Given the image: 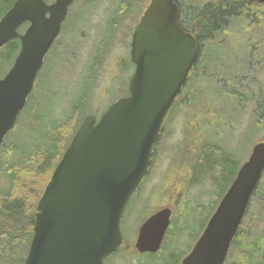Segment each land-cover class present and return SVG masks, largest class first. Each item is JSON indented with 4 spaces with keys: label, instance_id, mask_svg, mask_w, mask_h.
<instances>
[{
    "label": "water",
    "instance_id": "1",
    "mask_svg": "<svg viewBox=\"0 0 264 264\" xmlns=\"http://www.w3.org/2000/svg\"><path fill=\"white\" fill-rule=\"evenodd\" d=\"M73 1L17 0L0 19V49L16 37L22 42L13 66L0 77V148L27 105ZM178 16L174 0H151L133 34L136 69L129 94L100 117L87 114L78 127L37 204L24 264H105L121 248L124 212L148 174L166 116L199 52ZM25 21L31 25L19 34ZM263 172L260 142L181 264H225ZM171 217L167 206L141 225L139 253L160 250Z\"/></svg>",
    "mask_w": 264,
    "mask_h": 264
},
{
    "label": "rangeland",
    "instance_id": "2",
    "mask_svg": "<svg viewBox=\"0 0 264 264\" xmlns=\"http://www.w3.org/2000/svg\"><path fill=\"white\" fill-rule=\"evenodd\" d=\"M86 1L89 3V12L85 17L86 19L80 23L79 40L77 39L72 42L73 46L77 48V55H79L78 62L74 65L75 70L72 67L66 68L64 65L65 62L59 59L63 53V49L57 44L54 56H49L46 62L48 72L47 82L42 80L39 83L41 88L43 87L41 89L43 93L39 94L40 104L37 108L38 111L30 115L24 114L18 126L7 135L9 140L19 141L21 149L32 147L33 141L38 139L41 132L51 129L54 123L65 119L76 106L77 102L83 100L84 93L90 95L89 102L84 105V112L88 114L93 113L96 117H100L112 102L127 93L126 88H123V86L125 80H128L132 69L124 73L122 71L120 72L118 68L126 62V57L129 58V43L132 33L130 30L136 25L143 10L141 5H143L145 0H135V8L131 11L124 9L121 0ZM210 1L191 0V3L204 5ZM80 3L82 4V2ZM263 13L262 11H250L248 12L250 14L248 15V19L244 18L245 14H243L242 19L239 21H235V19L233 22H230V24L232 23L230 34H227V37H225L226 40L230 41L223 44L216 53L217 56L211 59L212 66L215 67L214 75L207 76L203 79L201 91L193 100L195 103L192 107L196 110L192 109L191 112L188 109L186 110L187 115L190 117L191 113H195L197 116L196 120L199 123L203 118L201 115L202 107L207 104L212 109L211 114L205 116L209 123V136L212 139H220L222 137L223 134L220 128L225 130V125L229 122V118L236 119L240 116L234 99L235 97L233 96V98L226 92L229 90V86L231 87L233 85V81H228V86L220 72L222 70L225 74L229 72L233 75L240 74L242 69L246 70V62L244 60L249 51L248 40L250 38L264 37ZM110 15H115L117 25L112 32V37L106 34ZM66 29L67 31H63V36L67 40L71 35L68 31L74 29L71 21L66 24ZM235 36L239 37L234 40ZM103 43L108 45L106 55L104 54L100 62H94L99 46H102ZM126 43H128L127 51L124 50ZM217 43L220 44L219 42ZM2 53L4 54L5 60L0 58V74L11 68L15 55L9 53L8 48H5ZM89 63L92 64L93 68H96V78L91 87L92 91L86 90L83 85V74L87 73L86 66ZM208 72L211 71L208 69ZM215 76L219 78L216 80ZM216 109L220 111L219 114L215 113ZM183 117L186 119L183 110H181L175 116L174 121L166 125V131L162 138V143L166 145L164 148H160L157 154V164L152 168L150 176H147L143 180V183H141L140 190L135 192L131 197L124 212L122 219L123 247L121 246L122 248L118 252H114L107 257L105 264H151L153 260L151 255L147 253L141 254L137 251L136 254L132 252L135 247L139 227L146 217L153 214L160 206H169V204H174L178 210L176 216L178 221L177 227L182 228L186 226L185 231L180 232L172 239V247L190 251L198 239H194L195 236L192 237V234L196 233L194 223L198 221L199 214L201 213L202 219L204 217L207 219L217 206L222 196L220 195V189L226 185L224 184L225 182L222 176H216L220 181L216 187L213 180L206 179L205 173H202L198 147L191 146L194 149L187 154L184 148L178 149L180 145L177 141L169 143L172 140L179 139V134L185 127ZM243 118L244 120L241 122L238 135H235L227 144L228 149L238 150L241 161L246 160L252 145L256 141V137H259L256 136L254 137L255 139L253 138L254 140L247 141L248 138L245 133L246 115ZM242 134L244 135L242 136ZM198 141L199 139H195L194 143ZM175 158L178 161L172 164V161L176 160ZM187 160L191 161L190 164L195 169L191 171V167L184 169L187 166ZM169 165H171L170 168H167ZM164 170L165 172L162 173ZM177 174L182 175L183 182L176 190V185H174L176 182L173 183V180H175V175ZM262 181L264 182V175ZM2 183L0 181V184ZM172 184V192H167V189ZM164 188L166 192H163ZM182 207L183 211H181ZM261 208L262 204L260 200L255 197L253 201V212L254 219H256L259 227L264 221V212ZM185 209L187 210L188 217H185L183 214ZM188 220L193 221V223ZM188 222L189 228L187 231ZM23 224L25 225L26 221ZM0 236L3 238L0 244L2 246L6 242L4 241L5 237H7L5 220L0 222ZM155 264H161V261L158 260Z\"/></svg>",
    "mask_w": 264,
    "mask_h": 264
},
{
    "label": "trees",
    "instance_id": "3",
    "mask_svg": "<svg viewBox=\"0 0 264 264\" xmlns=\"http://www.w3.org/2000/svg\"><path fill=\"white\" fill-rule=\"evenodd\" d=\"M250 3H252L250 0H220V2L211 0L209 3L196 6L197 9L191 14L189 21L190 24H193L190 31L197 34L200 43L207 44L209 56L204 59L211 60L216 56L222 46L216 40L230 34L228 22L231 18H228L237 8L238 14L234 16L235 21L242 19L243 14H245L244 18L248 19L250 10L248 6H243ZM254 3V11L263 8L257 0H254ZM8 5V0H0V16L8 9ZM124 9H126L125 6ZM238 37L235 36L234 40ZM0 56H2V60H5L2 51ZM41 75V73L38 75L27 105L10 133L18 126L24 114L30 115L38 111L39 94L43 93L39 84ZM78 102L65 119L54 123L51 129L41 132L38 139L33 141L32 147L21 149L19 141L9 140L6 136L0 148V176L5 175L9 178L8 186L0 188V222L5 220L7 228V237L4 239L6 242L2 246L0 245V264H24L33 236L37 203L78 127L88 114L84 112V105L88 101L83 98ZM168 118L169 116H167ZM207 152L212 153L210 150ZM202 159L200 167L202 173H205L206 179H212L216 187L220 183L216 176H222L223 179L231 176L230 181L234 178L235 173L232 174V167L223 161L225 158L210 156L204 160V153H202ZM218 165L223 167L222 171L219 170ZM226 190V186L220 189V195H223ZM255 197L260 200L261 210L264 212V182H261L253 193L225 264H264V221L259 227L254 219L253 201ZM183 214L188 217L186 209ZM185 230V227L178 228L177 220H175L168 229L160 250L157 253H147L153 259L151 264H155L158 260L161 261V264H180L189 250L172 247V239ZM2 241L3 238L0 236V244ZM136 251L134 247L132 252L136 254Z\"/></svg>",
    "mask_w": 264,
    "mask_h": 264
},
{
    "label": "flooded vegetation",
    "instance_id": "4",
    "mask_svg": "<svg viewBox=\"0 0 264 264\" xmlns=\"http://www.w3.org/2000/svg\"><path fill=\"white\" fill-rule=\"evenodd\" d=\"M16 1L17 0H8V4H9L8 6L9 7L5 11V13L0 16V19L6 14V12L8 10L13 8ZM46 1L48 3H52L54 0H46ZM90 1H94V0H90ZM250 1L252 3L244 5L243 7L248 6L250 11H254L253 10V8H254L253 4H255L254 0H250ZM80 2H82V4ZM121 2H123L122 5H124L126 7V9H129L130 11L135 8V5H134L135 0H121ZM150 2H151V0H145L143 2V5H141L143 7V10H142V12L138 18L136 25L134 26L133 29L130 30L132 33H131V40L129 43V58L126 57V62L123 64V66L120 65L118 68L120 72L122 71L124 73H126V71H129L130 69H132V72H131L130 76L128 77V80L127 81L125 80L124 86H123V88L124 87L126 88L127 93L121 97H124V96L129 94L130 78L136 69V64L133 63L131 60V50H132L131 44H132L133 34H134V31H135L137 25L140 22L145 10L147 9L148 5L150 4ZM217 2H220V0H217ZM174 3L177 5L178 10H179V16H178L179 24L182 26V28L185 31L190 32L196 38L197 45L199 47V52L197 54V58L193 64V66H192V68L188 74L186 81L184 82L178 96L176 97L174 104L172 105L171 109L169 110V112L167 114V116H169V118L167 119V116H166L165 123L162 126L161 133H160L159 138H158V140L154 146L151 167L153 168L154 166H156L157 154L160 151V148H164V146L166 145L165 143H162V138H163V135L165 134V131H166V125H168L169 122H170L169 124H171L174 121L177 113L180 112L181 110H183V114L186 116V119H185V117H183L185 127L183 130H181V133L179 134V139L172 140L170 142L168 141V142L173 143L174 141H177L178 144L180 145V147H178V149L184 148L187 151L186 152L187 154H189V152L194 149L192 147H198V155L200 158V160H199L200 163H202V160H203L202 159V153H204V160L208 159L207 158L208 156H218V157L225 158L223 161H225V163H227L228 166L232 167V174L235 173V176L231 181H230L231 176L230 177L227 176V178L224 179V182H225L224 184H226L225 186L227 187V190H228V188L231 186L232 182L236 178L237 173L239 172V170L241 169L243 164L248 160V158H249L250 154L252 153L255 145L260 143V142H264V37L263 38H250L248 40V50L249 51L247 53V56L245 57L246 60H244V62H246V70L242 69V72L240 74H233V75L229 72H228V74H225L221 70V72H220V73H222L221 76H223V78L226 80L227 84H228V81H231V82L233 81V85L231 87L228 84L229 90H227L226 92H227V94L231 95L232 97L233 96L235 97V98L234 97L233 98L236 101V106H237V109L240 113V116L236 119L229 118V122L225 125L226 131L222 130L220 128L221 133L223 134L222 137H220V139H212L209 136V123H208V120L205 118L206 115L211 114L210 112L212 109L207 104H205L202 107V109H201L202 114L201 115L203 116V118H202V120L199 121V123H198V120H196L197 116L195 115V113L194 114L191 113V117H190L187 115V112H186L187 109L190 112L192 111V109L196 110L195 108L192 107L195 103V102H193V100L197 97V95L201 91L203 79L206 78L207 76L214 75L213 72L215 70V67L212 66V60H208V59L205 60L204 59V57L209 56V54L206 53L207 44L203 43V42L200 43L199 39L197 37V34H195V33L193 34L190 31V28L193 25V24L189 23V21L191 19V14L194 13L195 9H197L196 6H200V5L193 3V2H192L193 3V5H192L191 0H174ZM75 4H76V6H74ZM260 4H262L263 8H259V10H256V11L264 12V5H263L264 3H260ZM88 6H89V3L86 0H74L70 4L69 9H68V14H67L66 19L64 20V22L62 24V28H61L58 36L54 40L53 44L51 45V47H50V49H49V51L45 57L43 66L39 72V74L40 73L42 74L40 81L43 80V81L47 82L48 72H47V63L46 62H47V59L49 56H54L57 44L60 45V47H62V49H63V53L59 57V59H62V61L65 62L64 65L66 68L72 67L75 70L74 65L77 64L79 55H77V48L75 46H73L72 42L77 40V39L79 40L80 23L86 19L85 17L87 16V13L89 12ZM237 14H238V8L228 18V19L231 18L230 21L228 22L229 28L232 25V23L230 24V22L231 21L233 22L235 20L234 16H236ZM110 16L108 18V20L110 19V21L108 22L106 34H108V36L112 37V32L116 28L117 25L115 22V15H112L111 18H110ZM69 21H71L73 23L74 29L72 31H68V33H71V35L66 40V39H64L65 36H63V31L64 30L67 31L66 24ZM30 25H31L30 21H25L24 23H22L21 25L18 26L17 32L19 34L26 33V31L28 30ZM254 33H255V31H254ZM110 41H111V39H110ZM216 41L219 42L221 45H223L230 40H226V38H218ZM21 44H22V42H21L20 37L13 38L10 41H8L3 48L0 49V52L5 50V48H8L9 53H13V55L15 54L13 57V59L15 61L17 55L21 51ZM127 44L128 43H126L124 45L125 51H127ZM77 47H78V44H77ZM107 48H108V45L105 43H103L102 46H99L98 53L96 55V59L94 62H100L103 59L104 54L106 55ZM1 57L2 56H0V58ZM14 61H13V64H14ZM45 63H46V65H45ZM13 64H12V66H13ZM86 68H87V73L83 74L84 75L83 85H84L86 90L92 91L91 87H92L93 83L95 82V78H96V71H95L96 68H93L91 63L87 64ZM208 69L211 72L207 73ZM9 70L10 69H8L6 72L0 74V77H4ZM43 71H44V74H43ZM218 78L219 77L215 76L216 80ZM228 91H229V93H228ZM84 94H85L84 98L89 102L90 95L86 94V93H84ZM121 97H119V98H121ZM219 112L220 111L218 109L215 110L216 114H219ZM244 115H246L245 133H246V136L248 138L247 141L254 140L255 139L254 137H256V136H259V137H256V141L252 145L251 150H250L248 156L246 157V160L241 161V159H240L241 156H240L238 150L232 149V148L228 149L227 144L231 141V139L235 135H238L239 127L241 125V122L244 120V118H243ZM243 135L244 134H242V136ZM195 139H199V141L197 143H194ZM208 150L212 151V153L207 152ZM177 161H178V159H176L175 161H172V164H174ZM186 163H187V166L184 169H186L187 167H191L190 171L192 169H195V167L191 166V164H190L191 161L187 160ZM177 164H179V163H177ZM171 165H169L167 168H170ZM218 168L220 171H222V169H223V167L221 165H218ZM165 170L162 173H164ZM150 173H151V170H150V172H148L147 176H150ZM179 173H181V172L179 171ZM263 174H264V172H263ZM175 177L176 178H175V180H173V183L176 182L174 185H176V190H177L179 188L180 184L183 182V180H182V175L177 174V175H175ZM262 179H263V177L261 178L259 184L261 182H263ZM0 181L3 182L2 184H0V188H2V187L6 188L8 186V183H9V178L5 175H1ZM259 184L257 185V187L259 186ZM257 187H256V189H257ZM138 190H140V187L137 189V191ZM172 190H173V184L169 189H167V192H172ZM255 190H254V192H255ZM226 191H225V193H226ZM163 192H166L165 188L163 189ZM146 194L148 195L147 191H146ZM224 194L222 195V197L224 196ZM167 196H168V193H167ZM222 197H220L218 204H219L220 200L222 199ZM252 197H253V195H252ZM218 204H217V206H218ZM165 207H167V206H160V208L158 210H156L154 213L158 212L159 210H161ZM168 207H170L172 210V217H171V224H172L175 220H177L176 216L178 214V210L174 204L173 205L169 204ZM181 211H183V207H182ZM214 211H213V213H214ZM153 214H151V215H153ZM212 214L210 215V217L212 216ZM151 215L147 216L146 219L141 223V225ZM210 217H209V219H210ZM208 220L206 219V217H204L202 219L201 213L199 214L198 221H196V223H194L195 231H196V233L192 234V237L195 236L194 239L200 237V235L202 234L203 230L205 229V227L207 225ZM34 222H35V220H34ZM189 222L193 223V221H189ZM189 222L187 223V231L189 228ZM171 224H170V227H171ZM141 225H140V227H141ZM177 225H178V221H177ZM140 227H139V229H140ZM28 230H29V228H28ZM138 233H139V231H138ZM199 233H200V235H199ZM196 241H195V243H196ZM123 244H124V242H123ZM123 244H122V246H123ZM192 248L193 247H191V249ZM120 249L116 250L115 252H118Z\"/></svg>",
    "mask_w": 264,
    "mask_h": 264
},
{
    "label": "bare ground",
    "instance_id": "5",
    "mask_svg": "<svg viewBox=\"0 0 264 264\" xmlns=\"http://www.w3.org/2000/svg\"><path fill=\"white\" fill-rule=\"evenodd\" d=\"M241 10H242V9H241ZM253 10H254V9H253ZM221 38H222V37H221ZM224 38H225V37H224ZM224 40H225V39H224ZM224 42H225V41H224ZM217 46H218V44H217ZM222 46H223V45H222ZM225 47H226V46H225ZM231 47H233V46H231ZM231 47H230V48H231ZM207 48H208V47H207ZM218 48H219V46H218ZM210 49H211V48H210ZM236 50H237V49H236ZM233 51H234V50H233ZM228 53H229V52H228ZM242 55H243V54H242ZM237 56H238V55H237ZM227 57H228V56H227ZM242 58H244V57H242ZM232 59H233V58H232ZM232 59H231V60H232ZM240 59H241V58H240ZM233 60H234V59H233ZM253 61H254V60H253ZM184 219H185V218H184ZM185 220H186V219H185ZM189 220H190V219H189ZM189 220H188V221H189ZM180 224H181V223H180ZM185 227H186V226H185ZM179 228H180V227H179ZM250 240H251V239H250Z\"/></svg>",
    "mask_w": 264,
    "mask_h": 264
}]
</instances>
